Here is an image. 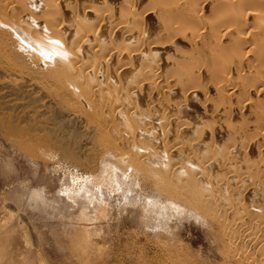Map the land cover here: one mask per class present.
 I'll use <instances>...</instances> for the list:
<instances>
[{"label":"rangeland","instance_id":"374dc122","mask_svg":"<svg viewBox=\"0 0 264 264\" xmlns=\"http://www.w3.org/2000/svg\"><path fill=\"white\" fill-rule=\"evenodd\" d=\"M81 1L82 4L89 3V0ZM122 1L116 4L117 11H120V7L127 8L126 6L131 2L127 0L125 2L128 5H123L125 3ZM135 1L140 4L139 19L130 28L125 25V29L129 28L135 36H138L140 32L145 36V19L150 22L149 35L143 40H147L145 46L156 43L164 48L163 53L166 52L161 54L159 58L161 61H157L162 69L163 60L164 63H168L167 66L169 65V70L163 71V79H161L163 87L167 80H170L168 83L173 85L174 79L181 72L180 69H184H178L182 62L195 65L196 69L193 68L192 77L195 73L198 74V71L201 72L200 75H196L198 79L195 77L194 80L190 77L195 89L191 84L188 89H193L195 93L190 94L188 101H182L179 97L180 93L176 95L179 97L176 99L179 103L181 102L178 113L176 110V112L167 111L177 104H170L172 100H175V96L166 94L165 99L161 97L157 101L154 99L156 95H153L151 100L154 102L149 99L151 104L149 102V107L147 105L149 112L146 115L152 116L151 118L145 116L147 120H150L147 121L150 125L156 115L163 122L173 117L177 124L181 121L178 117L193 116L196 126L186 124V127L183 124L185 128L180 127L178 135H167L164 139L161 137L164 136L163 128L153 125L154 132H151L149 137L141 134L144 138L140 141L145 144V152L150 148L159 150L160 146L163 152L174 150L168 155L159 153V157L153 156L161 169L165 170L172 161H177L176 171H179L177 175L181 178H187V174L191 175L194 170L198 172L192 175L197 178V185L208 191L213 189V196L219 197L217 199L220 202H217L219 207L216 206L217 209L214 210L217 214L215 216L219 215L216 217L219 225L210 216L195 220L187 216L173 215L168 220H164L166 226L155 228L150 223L157 221L153 212L144 224L145 219L142 215L144 211L140 205L125 208L122 207L123 201L117 202V205L116 202L113 203L115 198L111 200L113 207L106 213L105 220H101L99 224L80 220L78 204L81 205V203L73 205L70 200H66L61 190L69 188L71 184L69 178L73 173L84 176L89 170L90 165L84 162L85 159L99 162L97 137L109 133L118 140L121 139L118 137L121 130H126L129 135L130 127L127 126L129 122L126 113L128 106L120 107L117 111L116 104H104V110L101 112L103 99L97 98L98 102L95 103L93 100L88 102L85 97H82L83 99L80 98L78 101L72 91L67 88L65 94L67 99L73 102L72 105L64 104V101L58 97L52 95L49 97L48 95L53 93L59 85L53 83L48 77L42 62L38 63L34 60H32L34 63L31 62L30 56H23L24 52L17 49V53L23 57H13L16 66L11 67L25 79H33L35 85L28 91L20 88H18L19 91L0 88V123L3 127L8 125L13 129L11 135L4 138L0 136V264H222L224 254L227 251L230 254L231 248L228 246L224 232L226 235L238 234V232L245 234L248 231L252 233L245 237L233 238L232 244L243 245L245 250L249 246L250 239L247 238L253 236L258 240L264 239V91L256 92L264 86V76L261 75L263 77L259 79L260 81L254 79L256 74H264V66L262 67L264 64L258 60V53L262 54L261 50H264V44H262L264 41L258 42L264 39V25L256 28L257 20L251 18L247 20L249 27L241 29L240 21H234V18L238 14H243L252 2L248 4L245 0L243 3L241 1L242 6L238 8L240 0H197V2L195 0H161L162 2L156 0L154 7L151 2L149 3L150 0ZM145 2L151 6L149 7ZM189 2L193 6V11L198 6L197 12L200 9L203 13H208L206 20L204 16L203 22H200L202 20L198 18L196 22L191 23L190 29L189 25H180L182 19L190 15L188 13H194ZM195 2L196 7L192 5ZM230 2L233 6L228 5ZM164 7L167 8L163 9ZM168 8H172L171 16L166 15ZM162 9L166 10V13ZM260 9L261 16L264 17V3H261ZM122 12L123 9L119 13ZM69 13L67 10L66 14ZM142 13H144L143 16ZM159 14L169 18L171 23L175 21L174 25L168 20L171 26H175V40L173 37V39L168 37L167 40H170L166 42L167 35L163 30L157 31L161 25L162 27L170 25L168 21V25L162 24L166 22L164 19L166 17L162 16V19ZM70 18V24L75 25L73 16ZM85 18L86 16L83 15L81 23L92 20ZM118 22L120 19L111 21L115 25ZM215 26H219V29L216 28V30ZM225 27L230 29L224 31ZM188 29L193 33L191 31L189 33ZM122 30H119V33ZM157 34L158 37H156ZM240 36L238 41L236 37ZM243 36L248 38L247 41H243ZM135 42L137 43V38ZM245 42L246 44H243ZM6 44L10 46L9 42ZM81 56L85 59L84 51ZM229 58L231 60H228ZM35 63L41 67L38 68ZM140 63L145 64V59ZM222 66L229 67L228 71L226 68V74ZM83 73L88 77L92 76L90 75L92 71L85 73L84 70ZM226 75L230 76V79L221 82L220 80H224ZM97 76L98 81L103 85L104 80H101L100 74ZM63 77H66L64 73ZM93 78V76L90 78L91 83H94ZM109 83L108 80L107 84ZM173 87L182 89L177 84ZM246 87L247 90L243 91ZM179 88L178 92H180ZM136 93L138 90L134 92L135 95ZM257 100L263 103L259 107H257ZM189 102L190 106L187 107ZM165 106L168 108L166 109ZM148 108H143V111ZM255 110L259 112L257 119H255ZM98 112L107 118L102 120L104 125L100 120H95L96 117L101 119ZM145 114L146 111L138 117L139 121H142L141 125L144 121L146 122ZM74 115L79 116L81 121L76 120ZM131 116L133 121L135 120L134 125L138 126L137 117L132 114ZM200 120L204 122L201 121V125ZM108 121H112V125H108ZM95 123L102 127L96 130ZM0 133L3 132L0 130ZM154 138L156 140L151 145L149 140ZM216 138H219V141ZM16 141H20L26 147L18 151L12 146V142ZM165 146L170 148L164 149ZM129 147L137 149L132 143H129ZM219 147L221 151H218ZM149 155L145 154V158H150ZM181 167H185V172L180 170ZM97 174L92 177L103 183L101 174L99 172ZM136 184L133 182V186L138 188ZM156 187L152 185L150 179L145 178V185L143 184L140 191L141 198L148 199L151 195L152 198H158L161 195L159 190L162 191L161 197L167 196L159 185ZM220 219L223 221L220 222Z\"/></svg>","mask_w":264,"mask_h":264},{"label":"bare ground","instance_id":"6f19581e","mask_svg":"<svg viewBox=\"0 0 264 264\" xmlns=\"http://www.w3.org/2000/svg\"><path fill=\"white\" fill-rule=\"evenodd\" d=\"M120 1L122 0H89V3L82 4L81 0H78V2L77 0H72L70 2L67 0H0V88L1 90L10 89L13 91H19L18 88H20L23 91H28L35 85L33 79H29V78L25 79L24 77L20 76L19 72L16 73L14 69L11 67V66H16L15 59H13V57L19 58L23 56H27V57L30 56L29 59L31 60V62L33 63L34 61L38 63L42 62L43 67H45L44 70L48 73V77L51 78V81L53 83L59 85V87L56 90L52 89L53 93L49 94L48 95L49 97L51 95L53 97H58L59 99L64 101L63 102L64 104L70 106L73 104V102H71L70 99L68 100L66 97L67 95L65 93L67 88L69 91H72V94L75 96V99H77L78 101L82 97L83 98L85 97V99L88 102H91L93 100V102L95 103L98 102L99 98L103 99V103L101 104L102 107L100 109L101 112L104 110L103 107L104 104H116L117 111L120 109V107L126 108L128 106L126 113L129 122V125L127 126L128 128L130 127L129 135L127 134L126 130L125 131L121 130L120 133H118V137L121 139L118 140L113 138L109 133H106L104 135L102 134L101 136L97 137L96 141L99 142V147L97 148L98 150L97 154L99 155V162L97 163L95 162V160L87 161L85 159L84 162L90 165L89 170L85 173L84 176H82L83 174L80 176L73 173L71 178H69L71 181V184L68 186L69 188H64L63 190H61V193H63L66 200L68 201L70 200L73 205L78 204V202L81 203V205L78 204L80 206L79 207L80 220H84L85 222L92 221L93 223L95 222L99 224L101 220H105L106 213L108 212V210H111V207H113L111 200L115 198L116 200L113 203L116 202L117 205V202L120 203L121 201H123L124 204L122 207L125 208L135 207L137 205H140L144 211L142 214L144 215L143 218L145 219L144 222L142 221L144 224L145 221L148 220V218H150L153 212V214L156 217L155 219L157 221L156 222L153 221L150 223L153 224V227L155 228L156 227L163 228L164 226H166L164 220L165 221L168 220V218L171 216L173 217V215L184 216V217L187 216L188 218H193L195 220H201L203 218H206L207 216H210L213 217L214 218L213 221L218 224L219 220H216V217H218L219 215L215 216L217 215L215 214V211L217 209L216 206H218V203H220L218 202L219 200L217 201L219 197L213 196L214 194L212 193L213 189H211V191H208L207 189L202 188L199 185L202 188L201 189L197 185L196 183L197 178L192 176L193 173L197 171L194 170V172L191 173V175H189L190 173L187 174V178H181L180 175H177L179 171H176L177 161H172L170 165L165 168V170L163 168L161 169L158 162L155 161V158L153 156L159 157L158 155L159 153H165V155H168L170 153H173L174 150L172 149L170 152H167L166 150L167 152L166 153L163 152L162 150L163 148L160 150L161 148L160 146V148L158 147L159 150L157 148H150L145 152V144H142L140 141L141 138L145 137V134L148 135L149 137V134L151 132H154L153 131L155 129L154 126L157 125L159 128H163L162 135L164 136L161 137H163L164 139L167 135H171V136H173L174 134L178 135L177 133H179L181 130L180 127L185 128L186 124L187 125L194 124V126H196L195 121L193 120V116L178 117L183 122L179 121V124H177V121L174 122L173 117L169 118L166 122H163V120H161V118L159 120L158 115H156L154 116L155 120L152 117L153 121L152 124L150 125L147 122L150 120H147L146 118L147 117L149 118L152 115L150 116H146V115H148L149 112V108H148L149 102L151 104L152 101L151 96L156 95V98L154 97L153 98L158 101L159 98L161 97L164 98V95L166 94H168L167 96L169 95L175 96L174 97L175 100H172L170 104L173 105L174 103H177L175 106L173 107L171 106V109H167L168 107L165 106L167 111L170 112L171 110H173L171 112H174L176 110L178 113V108L179 105H181L180 104L181 102L179 103V100H177L176 98L181 97L182 101L183 100L185 102L188 101V97L190 96V94L195 93L193 89L192 90L188 89L189 85L191 84L192 79L195 80L196 75H200L199 73L201 72L198 71V74L195 73L194 74L195 76L193 75L194 77L193 78L192 74L194 72L193 68L196 69L195 65H192L190 62H189L190 64H188V62H186V64L185 62H182L179 65L178 69L179 68H184V69H180L181 72L178 74V77H176L173 81L174 82L173 85L175 84L180 85L182 89L179 87L177 88L173 87L171 83H168V81L170 80H167L164 83V87H163V81L161 80L163 79V71L165 69L169 70L168 69L169 65L167 66L168 63L166 62V60H165L166 63H164L163 62L164 60L162 59L163 61L161 63L164 65L163 69L160 68V64H159V62L161 61L159 60V58L162 56L161 54L163 53L162 50L164 48L157 45L156 43L147 44V42H146L147 46H145V41L147 40H143V39L148 37L151 29L150 27L151 24L149 21L147 22L146 19H145V25H146L145 36H143L142 32H140L138 36H135L133 35V33H131V31L129 30L130 26L134 22H136L137 19H139L141 10L139 12L138 7L140 4L135 0H128V2L131 1L130 2L131 5L130 3H128L130 5L129 6L128 4H126L127 2H125L127 0H124L122 1V3L125 4L123 5H128L129 9L128 6H126L127 8L122 7L123 12L120 14L119 12H121L122 10L120 6H122V4H120L119 6L120 11L116 10L117 9L116 4H118ZM152 1L150 0L149 3L151 2L152 6L154 7L156 0H152ZM195 1L197 2V0ZM241 1L243 3L244 0H240V4L237 5L238 8L242 4ZM246 1L248 2V4L249 2L252 3L249 4L247 10H245L243 14L241 15L238 14L237 17L234 18V21L235 22L240 21L239 24L240 28L247 29L249 27V25L247 24V20H250L251 18H255L254 20H257L255 27L260 28L261 26L264 25V17L261 16V12H260L261 3H264V0H261L262 1L261 3L259 0H256L258 1V3H255L256 1L254 0H245V2ZM196 2L192 5H195ZM79 3H81V5ZM145 3L148 4L147 2ZM191 3L189 2L190 4L189 6H191ZM228 5L233 6V3L230 2L228 3ZM148 6L150 7L151 4L150 5L148 4ZM191 7L193 11V6ZM197 7L196 9H194L195 11L197 10ZM166 8L167 7H164L163 9ZM124 9H126V11H124ZM148 9H146V11ZM151 9L152 7L150 8V10ZM67 10L70 12L69 14H66ZM165 11L163 10V12ZM171 11L172 8H168L166 11L168 14L166 15L171 16L172 15ZM195 11H193L194 12L193 14L188 13L190 15H187V18L186 17L183 18L184 21L182 19L181 22L182 24L180 25L182 26L189 25L188 27L190 29L191 23H194V21L196 22L198 18H201V20L203 16L205 17L204 18L205 20L208 18L207 15L208 13L205 14L200 9L199 12H197L198 10L196 12ZM82 14L86 16L87 19H92V20L88 21L87 23L86 22L81 23L83 17ZM143 14L144 13H142V16ZM146 15L147 13L145 14V18ZM164 15L162 16L166 17ZM71 16H73L74 18L75 25L70 24ZM159 16L160 18L163 19V17L160 14ZM190 17H192V19H190ZM111 19L113 21L115 19L116 20L120 19V22L116 23L115 25V23H111L112 21ZM164 19L166 22L165 23L163 22L162 24L168 25L170 21L169 18L167 19L166 17ZM200 22H203V20ZM235 22H233V24L236 25ZM171 24L175 25V21ZM171 24L166 27L165 26L162 27L163 25H161V27L159 26L157 28L158 32H161V30H163V32L167 35L165 36L166 42L169 41L172 37L173 38L175 37L174 36L175 26L173 27L171 26ZM125 25L129 26V28L125 29ZM218 27L215 26L214 28L219 29ZM122 28L124 29L122 30ZM189 29H188L189 33L190 31L191 33H193L192 30ZM225 29L229 30L230 28L225 27L224 31ZM119 30L122 31L119 33ZM247 31H249V29ZM245 33H249V32H245ZM156 37H158V34ZM165 37L162 38L164 39ZM168 37H170L169 40H167ZM136 38H137V43L135 42ZM236 38L239 41L238 38H241V36ZM242 39L243 41L244 40L247 41L248 38L246 36H243ZM174 40L173 42L171 41L173 44H174ZM53 41H59V44H55L53 43ZM260 41L262 42L264 41V39H261L258 42ZM7 42H9L11 48L6 44ZM137 44L139 46H136ZM243 44H246V42ZM132 45L135 46L133 47ZM17 49L24 52L23 56L17 53ZM82 51L85 52V59H83V57L81 56ZM261 52L262 54L260 52L258 53V60L264 64V50L263 51L261 50ZM163 54H166V52ZM166 58H170V57L166 56ZM144 59H145V64L140 63L144 61ZM228 60L231 59L229 58ZM35 64L38 68L41 67L39 66V64L37 63ZM263 66L264 65H262V67ZM226 68H228L227 69L228 71L229 67L226 66ZM226 68L225 67L222 68L223 70H225V72L221 70L225 74L227 73ZM186 69H188L189 71L188 72L184 71ZM84 70L85 73L87 71L90 72L92 71V74L90 75L94 77L92 79V81L94 80V83L90 82V78L92 76L88 77L86 74L83 73ZM63 73L66 77H63ZM98 74H100L102 78L101 80L102 81L104 80L105 85L104 84L102 85V83L98 81L97 79ZM228 75H226L225 79L223 78L224 80H220V81L225 82V80H228V78L230 79V76ZM261 75L264 76V74L260 73L254 75L255 78L254 77L253 78L258 79V81H260L259 79L263 77ZM190 77L192 78L191 80ZM108 80L110 82L109 84H107ZM192 84L191 86L193 87ZM178 88L180 92H178ZM206 88H208V86ZM249 89L250 88H248V90ZM137 90L138 93H136L135 95L134 92ZM245 90H247V87L246 89L245 88L243 89V91ZM204 91L207 92V90ZM258 91H264V86L258 89L256 92L258 93ZM178 93H180L179 97H176ZM149 99L151 101H149ZM164 99L161 100L164 101ZM260 101L261 100L259 101L257 100V104H258L257 107L263 104L261 103L262 101L261 102ZM170 104L168 101V106H170ZM130 105L131 107L129 108ZM188 105L190 106V102L189 104H187V107ZM145 107L148 108V110H145L146 114L144 115V118L146 116L145 118L146 122L144 121V123L141 125L140 123L142 121H139L138 117H141L145 113V111H143V108L145 109ZM185 111L186 109L184 110V112ZM156 112L159 113V111L157 110ZM99 114L101 119L99 117H96L95 120L97 121L100 120L102 125H104L105 123L102 120L107 118H105L102 115V113ZM131 114L134 117L135 116L137 117L138 126L134 125L133 122H135V120L133 121ZM162 114L163 113H161V115ZM74 116L76 120L81 121L79 116L77 115ZM258 117H259V112L255 110V119H257ZM201 121L202 120H200L199 122L200 125H201ZM108 122H109L108 125L109 124L112 125V121H108ZM139 126L141 128H139ZM100 127L102 126L95 123L94 128L96 130L99 129ZM0 130L3 132L0 133L1 134L0 136H2V138H4L7 135H11V132L13 131L12 127L8 125L3 127L1 123H0ZM211 133L213 134V132ZM141 134L144 137H142ZM197 134L199 136L198 132ZM216 139L217 141H219V138ZM155 140H156L155 138L152 140L150 139L149 140L150 144L153 145ZM129 143H132L134 146H136V148L139 151L135 148L130 149ZM141 145L143 147H141ZM12 146L16 147L18 151H22L21 148L26 147L20 141L12 142ZM167 147L165 146L164 149H167ZM172 148H174V146H172ZM220 149L221 147L218 148V151ZM132 151L134 152L132 153ZM145 154L146 155L150 154L148 156L150 158L146 159ZM145 159L147 161H145ZM184 168L185 167H181L180 170H183V172H185ZM98 172L101 174L103 183H101L97 178L92 177V175H95ZM97 176L98 174L96 175V177ZM145 178L150 179L152 181V185L155 186V188H157L156 186L159 185L160 186L159 188L163 190V193L165 192L167 196L161 197L162 191L160 192L158 188L159 193H161L160 197L152 198L151 195L149 196L150 198L148 199L141 198L140 191L143 184L145 185ZM133 182L137 183L136 185L138 188H135L133 186ZM209 184H211L210 181ZM155 192L157 193V191ZM185 207L188 210H186ZM221 220L222 219H220V222L223 221ZM224 233H225L224 236L225 237L227 236L228 246L231 248H230V254L229 251H227V253L224 254L222 259L223 260L222 264H264V239L258 240L257 237L254 238L253 236L247 238L250 240H249V246L247 250H245L243 248V245L239 246L238 243L233 245L232 244L233 238L234 237L240 238L241 236L245 237L252 233H250L249 231L246 232L245 234H241V233L239 234L238 232V234L233 233L232 235L230 234L226 235V232Z\"/></svg>","mask_w":264,"mask_h":264},{"label":"snow or ice","instance_id":"6c2138e0","mask_svg":"<svg viewBox=\"0 0 264 264\" xmlns=\"http://www.w3.org/2000/svg\"><path fill=\"white\" fill-rule=\"evenodd\" d=\"M53 43H55V44H59V41H53Z\"/></svg>","mask_w":264,"mask_h":264}]
</instances>
